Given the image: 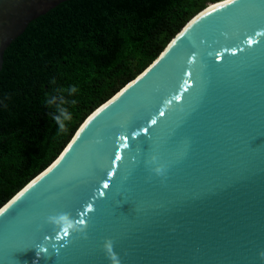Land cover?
<instances>
[{
    "label": "water",
    "instance_id": "1",
    "mask_svg": "<svg viewBox=\"0 0 264 264\" xmlns=\"http://www.w3.org/2000/svg\"><path fill=\"white\" fill-rule=\"evenodd\" d=\"M67 1L0 0V70ZM0 264H264V0L208 5L88 115L0 208Z\"/></svg>",
    "mask_w": 264,
    "mask_h": 264
},
{
    "label": "trees",
    "instance_id": "2",
    "mask_svg": "<svg viewBox=\"0 0 264 264\" xmlns=\"http://www.w3.org/2000/svg\"><path fill=\"white\" fill-rule=\"evenodd\" d=\"M220 1L70 0L31 21L0 70V208L192 17Z\"/></svg>",
    "mask_w": 264,
    "mask_h": 264
},
{
    "label": "clouds",
    "instance_id": "3",
    "mask_svg": "<svg viewBox=\"0 0 264 264\" xmlns=\"http://www.w3.org/2000/svg\"><path fill=\"white\" fill-rule=\"evenodd\" d=\"M72 90L75 91L76 89L73 87ZM57 119L59 120V117H58ZM68 119H70V118H66V120H68ZM59 127H60L61 129H64V128H65V123H64V122H63V123H60V124H59Z\"/></svg>",
    "mask_w": 264,
    "mask_h": 264
},
{
    "label": "bare ground",
    "instance_id": "4",
    "mask_svg": "<svg viewBox=\"0 0 264 264\" xmlns=\"http://www.w3.org/2000/svg\"><path fill=\"white\" fill-rule=\"evenodd\" d=\"M214 4H210V6H213ZM211 8V7H210Z\"/></svg>",
    "mask_w": 264,
    "mask_h": 264
},
{
    "label": "snow or ice",
    "instance_id": "5",
    "mask_svg": "<svg viewBox=\"0 0 264 264\" xmlns=\"http://www.w3.org/2000/svg\"><path fill=\"white\" fill-rule=\"evenodd\" d=\"M105 187H107V185H105Z\"/></svg>",
    "mask_w": 264,
    "mask_h": 264
}]
</instances>
